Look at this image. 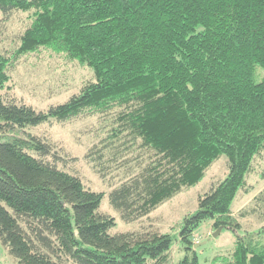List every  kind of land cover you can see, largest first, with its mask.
Masks as SVG:
<instances>
[{
  "label": "trees",
  "instance_id": "1",
  "mask_svg": "<svg viewBox=\"0 0 264 264\" xmlns=\"http://www.w3.org/2000/svg\"><path fill=\"white\" fill-rule=\"evenodd\" d=\"M18 12L31 22L4 50ZM0 15V90L24 56L43 49L93 71L46 111L0 94V240L19 264L172 260L171 234L112 233L106 194L67 169L73 159L42 136L18 135L43 124L98 116L99 140L85 158L111 184L109 203L127 223L149 218L227 156L228 176L185 218L180 264H199L194 237L204 222L241 227L233 201L264 153V0H0ZM240 215L264 219V189ZM214 262L264 264V227L238 235Z\"/></svg>",
  "mask_w": 264,
  "mask_h": 264
},
{
  "label": "rangeland",
  "instance_id": "2",
  "mask_svg": "<svg viewBox=\"0 0 264 264\" xmlns=\"http://www.w3.org/2000/svg\"><path fill=\"white\" fill-rule=\"evenodd\" d=\"M2 15H0V20ZM28 12L15 13L7 24V31L2 42L4 50H14L19 36L30 24ZM93 76V71L64 54L49 49L24 56L12 73V78L0 94L15 96L37 111H46L52 105L67 101L79 92L85 81ZM264 79V70L259 68L257 81ZM100 127L98 116L76 119L70 122L43 124L38 127L19 132L20 136L39 135L48 139L62 155H68L73 161L67 169L77 173L83 182L92 190L106 194L101 204V211L116 219L112 233L139 230L143 227L158 228L163 233L171 234L172 260L170 264H180L185 257L184 244L181 241V230L185 218L199 208L198 199L204 195L214 182L224 180L229 174V161L226 155L221 156L208 170L205 178L195 186L185 188L171 200L162 204L152 212L149 218L132 223L125 222L119 213L111 207L107 194L111 184L104 182L96 173L85 155L93 144L98 142L97 131ZM8 137H4L6 140ZM264 153L256 157L254 171L246 177L247 189H240L233 201L232 210L241 227L236 230L229 227L216 228L214 221L204 222L196 231L194 241L199 264H225L214 262L216 257L229 256L234 251L238 235H246L259 231L264 227V219L256 215L243 217L240 212L248 209L254 197L264 189ZM116 181H114V184ZM113 186V185H112ZM0 264H19L8 248L0 240ZM75 264V263H70Z\"/></svg>",
  "mask_w": 264,
  "mask_h": 264
},
{
  "label": "water",
  "instance_id": "3",
  "mask_svg": "<svg viewBox=\"0 0 264 264\" xmlns=\"http://www.w3.org/2000/svg\"><path fill=\"white\" fill-rule=\"evenodd\" d=\"M198 247V245H195L194 248L196 249Z\"/></svg>",
  "mask_w": 264,
  "mask_h": 264
}]
</instances>
